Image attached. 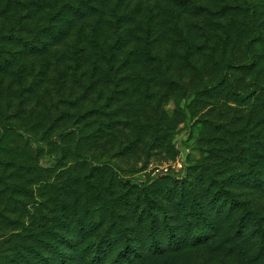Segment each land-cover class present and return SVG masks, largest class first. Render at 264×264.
Returning <instances> with one entry per match:
<instances>
[{
    "label": "rangeland",
    "instance_id": "rangeland-1",
    "mask_svg": "<svg viewBox=\"0 0 264 264\" xmlns=\"http://www.w3.org/2000/svg\"><path fill=\"white\" fill-rule=\"evenodd\" d=\"M65 1L0 0V264L34 250L60 264L51 233L63 264H84L115 216L141 248L132 264H264L236 231L242 205L264 210V0H107L88 16L101 57L75 56L70 32L51 45L68 31L59 20L63 33L43 34ZM161 207L182 240L186 222L208 220L213 238L151 256L140 212L163 219Z\"/></svg>",
    "mask_w": 264,
    "mask_h": 264
},
{
    "label": "trees",
    "instance_id": "trees-1",
    "mask_svg": "<svg viewBox=\"0 0 264 264\" xmlns=\"http://www.w3.org/2000/svg\"><path fill=\"white\" fill-rule=\"evenodd\" d=\"M54 2V0H51ZM107 0H78L77 2L73 1H65L63 4L62 9L50 13L51 14V23L50 27L48 26H43V34L44 35H50V37L53 35L54 31L56 28H58V33H63L62 27H56L55 24H52V22L55 20H59L56 22H59V24H63L64 26L67 27L68 31H65V35H60L56 34L53 36L54 38V43L51 45H57L58 42L63 38V36L69 35L68 33L73 36H76V43L73 42L72 45H68V47H71L70 50L73 52V50L78 51L75 52V56L80 55L81 52H86L87 48L91 46V48H96L100 49L101 52L99 53L100 57L106 56V54H103V47L100 45V20H96L94 23L93 20L88 18L89 15H93L94 13H97L98 16H103L102 9L103 6L105 5V2ZM48 0H36V3L38 7L42 5H47ZM75 3V4H73ZM100 6V7H98ZM102 7V8H101ZM116 8H119V5L116 6ZM92 10L87 12V10ZM95 9V10H94ZM111 10H115L112 8ZM110 15L115 19L116 23L112 24V33L114 31V37H113V44L111 45V49L117 50L119 48V45L122 46L124 43L123 38L120 36L118 32V25L120 22V17L119 14L116 10V12L111 13ZM31 18V16H30ZM49 21V22H50ZM53 25V27H51ZM109 25V23H108ZM111 27V25H109ZM53 30V31H52ZM25 37V36H24ZM39 40L38 43L41 44L37 46V52H43L49 50L45 47V44L47 43L45 38H40L38 37ZM23 46L28 49L31 48L34 43L36 42L32 38H23ZM50 46V45H49ZM115 47V48H114ZM113 50L111 53H113ZM36 52V51H34ZM33 52V53H34ZM54 56L56 58V50L53 52ZM110 53V54H111ZM112 55H109L111 57ZM80 57H76V60L79 62ZM80 63V62H79ZM57 65V63H56ZM261 159H263L264 162V156H260ZM262 160L259 161V163ZM223 191L222 193L226 194L228 199L233 201V193L232 191L225 190L224 188H221ZM242 211L244 212L243 215L245 217L243 220H241V223L239 227H244L242 229H237L236 231H242L241 235L246 239V242L244 245L246 246L245 252L243 253L244 255H249V253L254 254V258L252 259L254 262L258 260H263L264 259V210H251L249 211L246 209L245 204L242 205ZM163 212L164 218L162 219L159 215V213H152L147 214L146 210L140 212V218L142 216H146L145 219H147L148 223L146 226V235L148 237V243L146 247L144 246L143 249L148 251L151 256L155 255H162L165 254L167 251H176V250H181L184 248L186 245L189 244L190 240H182L176 233L181 230L182 227H178L177 224H173L169 222V218L167 217V212L163 210L161 207L160 209H157ZM202 217V215H201ZM200 218V217H199ZM245 221L251 223L252 225V230L249 231L246 229ZM123 220L119 216H115L112 218V221L109 222V225L111 227L109 228L108 231L105 232H100L98 235V238L93 241L92 246L88 249H84L85 252H81L83 254L82 257H84V264H132L134 261L142 258L139 251L141 248H133V246L130 243L128 235H126V230L124 228V224L122 223ZM185 223V222H184ZM183 223V224H184ZM201 224H206L207 227H210L211 229H214L216 227V223L212 220L208 221H200V222H189L185 223L183 226L187 227V230L193 234L192 240L190 243L192 245L195 244H204L208 241V239H212V236L206 235L203 226ZM218 224V223H217ZM111 229L116 230V233H113L110 231ZM65 232L68 230L67 227L64 228ZM83 231V230H82ZM48 236V234H47ZM55 233H51L49 236V240L45 241L51 248H47L45 251L46 252H51V253H56L57 255H60L58 259H60V264L62 263V255L60 254L61 252L58 250V237ZM114 236V237H113ZM117 236L121 237L120 239H117ZM66 240V238H65ZM68 242V241H67ZM117 248V246H119ZM68 247L72 248V250H78V247H75V244L71 243L67 245ZM137 247V246H136ZM35 253H33L32 257L25 256V261H27L28 264H49V261L47 257L45 256V252L37 251L34 250ZM89 253V258L86 256ZM86 256V258H85ZM69 257L70 259H76L75 257ZM73 260H66V264H75L71 263ZM80 264V263H78Z\"/></svg>",
    "mask_w": 264,
    "mask_h": 264
}]
</instances>
